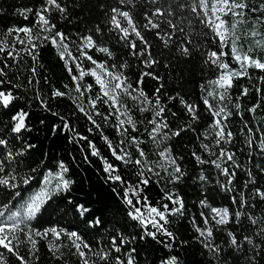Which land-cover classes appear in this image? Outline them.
Wrapping results in <instances>:
<instances>
[{
	"label": "trees",
	"instance_id": "obj_1",
	"mask_svg": "<svg viewBox=\"0 0 264 264\" xmlns=\"http://www.w3.org/2000/svg\"><path fill=\"white\" fill-rule=\"evenodd\" d=\"M69 8L68 19H61L58 13L53 12L51 22L56 25L54 31H62L69 40L68 45L72 55L78 56L77 51L80 45V37L92 34L99 46H106L113 53L109 57L106 53L100 52L96 47L86 49L87 55L91 56L97 63H106L108 66L115 64L117 70L123 62L128 63V67L123 69L128 81L133 87H139L153 104L159 95L161 106L165 109L162 114L163 119L167 122L168 128L164 131L169 135L165 141L175 157H183L178 160L186 172L185 178L177 183H171L164 173L163 169L157 168L161 175H150L149 185L141 192V197L147 196L153 206L160 207L168 204L173 207L170 201L165 199L166 194L172 193L180 197L185 205L182 214H175L168 217L167 229L175 236L170 240L164 235H157L154 240L151 237L140 239L142 229L137 221L128 216L129 206L124 203L123 191L124 185L119 182L113 183L107 179L104 172V163L101 157L107 158L119 168V174L128 184L137 182L136 169L131 165H124L115 161L104 140L107 137L113 145H119L123 138L129 141L130 137H137L141 143L140 148L144 150L149 161L158 159L157 152L159 147L152 141L149 133L152 125L149 121L153 117V112L140 111L137 105L131 99L126 98V103L130 109V115L136 123V130L131 126L128 128L127 135L121 137L116 128L114 116H109V107L101 101H97L96 109L93 111L88 104L89 98H94L99 93V85L90 75H85L80 81L82 86L91 85V91L85 92L80 96L75 92L76 81L72 79L76 72L72 68V63L68 60L61 59L57 48L51 42H44L38 48L37 56V79L39 84L33 82V86L27 85L29 75L27 68L32 64L30 57H25V62L19 66L18 78L14 76L17 69H9V77L12 84H21V88H13L11 84L5 83L0 86V90L13 91L14 95L20 97L14 101L9 109L0 108V135L5 134L4 129L10 123V116L16 110L23 107L29 112L30 116L26 121L31 128L30 132H24L16 140L12 139L10 132L7 139L10 141V149L20 150L24 143L34 144L36 147L29 150L21 162L14 164L12 168L17 175V182L20 184L18 191L23 199L17 198L13 201V191L0 187V204L9 202L15 203L18 208L20 204L26 202L35 192L39 191L42 186L44 175L51 169L57 170L59 162L63 161L69 171L66 178L71 179L74 183L69 191L58 192L51 197L41 207V211L30 221L29 226L36 231H43L50 227L64 228L67 230H76L82 239L91 245L93 249L108 248L112 237L123 235L125 237H135L133 243L123 246L121 253L113 252L109 264L120 256L126 261V253L130 248H135V264H162L163 261L170 257H176L180 264H245L244 259H237L242 256L243 252L251 248L245 245L241 253H235L228 244L227 232L233 231L241 238L243 235H252L256 243L264 241V237L255 236V229L247 220L241 218V224L236 225L234 220L227 225H216L209 217V224L203 223L200 213L209 215L207 208H202L199 201L206 200L212 207H227L231 213L240 210L239 201L241 197L254 207H246V212L252 213L257 219L264 217V200L255 195V189L259 188L264 191V154L258 149L260 135L264 133V72L250 68L248 76L234 80V86L230 89L231 102L228 104L232 115L227 120V130L233 133L232 141L229 144H221L217 147L214 143V137L209 135L205 138L208 125L212 122V117L205 111V106L201 100V85L217 77L218 70L204 63V53L208 51H219L216 40L212 38V33L200 25L195 18L189 23L185 21L188 28L191 29L196 43L200 46L193 58H179L178 52L170 54V49H163L159 40L155 39L152 33H147L148 39L152 41L153 50L156 59L160 60L159 64L152 68H146L141 60L129 54V50L118 43L115 35L108 32V26L105 21L104 6H115L117 0H62ZM264 3V0H250V6H258ZM42 0H0V31L7 30L11 27H24L36 29L37 17L36 12L41 8ZM87 5V7H84ZM133 10L139 14L144 10L143 0H136L132 6ZM17 9H32L27 14V19L16 13ZM244 25L238 28L243 32L251 28L257 19H264V13H253L245 9ZM225 19L231 22L232 17ZM142 23V18L140 20ZM100 24L102 34H95V27ZM258 31L264 32V23L257 25ZM21 35H23L21 33ZM264 43V41H262ZM252 44L251 39L243 38L240 45L244 50ZM229 51V49H225ZM260 58H264V49L257 48L256 53ZM233 68L237 65L232 63L231 55L226 57ZM67 61V62H66ZM84 69L94 67L90 61L83 59ZM167 65V67H165ZM71 68V73L69 72ZM150 72L152 75H145L142 78L141 73ZM158 77L153 78V77ZM250 77V79H249ZM244 87L249 88V94L240 96ZM39 89L46 98H51L54 90L66 93L65 97L50 99L54 111L59 112L69 120L74 127V131L58 130L52 132L54 124H61L58 117L43 111L38 102L33 99L36 89ZM260 91L257 92L256 89ZM160 89V93H157ZM170 97H175L171 99ZM183 98L188 103L197 106L199 119L193 121L185 106L181 103ZM239 98V99H237ZM76 100V104L73 101ZM240 104L239 114L235 104ZM77 104H81L86 111L92 115L95 120L93 124L87 117L80 113ZM253 105H258L255 113L249 112L248 109ZM99 112V115L96 114ZM108 116L105 120L104 117ZM43 119L45 122L40 123ZM247 123L253 130V139L255 143L250 149L247 145L248 133L245 128ZM189 126H191L190 130ZM185 129L179 136H172L173 132ZM91 129V131H89ZM226 130V131H227ZM85 136L87 140L79 139ZM89 141L95 144L100 152V156H92ZM203 144H209L210 150L205 151ZM235 154L236 163L240 167H235L229 161H217L222 167H227L229 172H235L231 184H228V176L222 174L211 161L217 159L220 148ZM133 158L138 153L135 146L129 147ZM196 153L205 161L200 164L195 160L192 153ZM251 153V154H250ZM87 157V159H85ZM251 172L254 183H249L248 172ZM203 173L206 180H198L199 175ZM31 176L29 185H23L22 178ZM247 184V187H245ZM224 185L231 191L222 188ZM115 189V191H113ZM131 195V193H130ZM233 197L236 198L237 204H233ZM71 202V204L69 203ZM135 203V199H134ZM83 204L92 209L91 213L83 218H78L71 209L77 205ZM68 210L65 214V210ZM100 218L99 225H92V221ZM195 221V222H194ZM199 227L204 229L210 227L213 230L211 238L205 239L196 231ZM57 243H62L65 247L55 253L49 250V240L37 237V251L34 256L27 253V246L21 245L19 252L24 257L27 264H81L80 258L74 255V249L68 246V241L62 239ZM171 243L172 247L167 248L165 245ZM206 243L217 247L220 251L214 252L211 247H206ZM119 244V240H117ZM264 248V244H262ZM6 252V250H4ZM251 254V253H249ZM8 264H20L16 256L7 254ZM256 264H264V251L256 257Z\"/></svg>",
	"mask_w": 264,
	"mask_h": 264
},
{
	"label": "snow or ice",
	"instance_id": "obj_2",
	"mask_svg": "<svg viewBox=\"0 0 264 264\" xmlns=\"http://www.w3.org/2000/svg\"><path fill=\"white\" fill-rule=\"evenodd\" d=\"M136 0H117L115 6H104L105 21L108 26V32L113 33L123 47L129 50V54L141 60V63L146 68H152L154 65L159 64L161 61L155 57L157 53L154 52L153 44L147 37V33H152L155 39L159 40L163 49H170L171 53L178 52L179 58H193L199 45L196 43L191 29L187 27L185 21L189 23L193 18L202 25L205 29L212 33V38L217 41L219 51H208L204 53V63L211 65L218 70V75L215 79L207 81L201 87V100L205 106V111L212 117V122L208 125L205 133V138L209 135L214 137V143L217 147L221 144H229L232 141L233 133L227 130V120L232 115L228 104L231 102L230 89L234 86V80L241 77L248 76L250 68L257 69L264 72V58H260L256 53V49H264V32L258 31L257 25L264 23V19H257L251 28L243 32V38L251 39L252 44L246 50L240 45L242 39L241 33L238 28L246 23L245 9H249L253 13H264V3H259L258 6H250V0H143L144 10L137 14L132 6ZM87 7V5H84ZM3 10L0 9V12ZM32 12V9H17L16 13L27 19V14ZM58 13L61 19L67 20L69 8L62 0H42L41 8L36 12L37 24L36 29L24 27H11L7 30L0 31V86L5 83L11 84L13 88H21V84H12L9 77V69L16 68L15 77L19 76V66L25 62V57H30L32 64L27 68L29 73L27 77V85L33 86V82L39 84L37 79V56L38 48L44 42H51L57 48L61 59H65L67 55L68 60L75 64L78 75H73L72 79L76 81L75 92L78 94L77 100L80 96H84L85 92L91 91V85L82 86L80 81L85 75H90L95 79L99 85V93L94 98H89V107L95 111L97 101H101L110 109L109 116H114L116 120V128L121 137L127 135L128 128L131 126L136 130V123L130 115V109L126 103V98L131 99L137 105L139 110L153 112V117L149 121L153 127L149 133L150 138L159 147L157 152L158 159L156 161H149L146 153L140 148L141 141L137 137H130L129 141L121 139L119 145H113L107 137L104 140L111 152L115 161L121 162L124 165H131L136 169L137 182L128 184L119 174V168L110 163L107 158L101 157L104 163V172L107 179L113 183L119 182L124 185L123 199L124 203L129 206L128 216L137 221L142 229L140 239L151 237L156 239L157 235H164L170 240H174L175 236L167 229L168 217L175 214H182L185 205L183 200L172 193H168L165 199L170 201L173 207L163 204L162 209L153 206L148 200L147 196L141 197V192L150 183V175L160 176V171L156 169H163L164 173L171 183L182 181L186 172L182 168L178 160L183 157H175L172 154L171 148L165 144L169 139V135L164 131L168 128L167 122L163 119L162 114L165 109L161 106L159 95L153 104L152 100L145 95L139 87H133L128 81L127 76L124 74L123 69L129 65L125 61L120 64L119 69L115 64L108 66L106 63H97L91 56L87 55L86 49L96 47L98 51L106 53L109 57L113 53L106 46H99L93 35L81 36L80 45L77 49L78 56L72 55L71 49L68 45L69 38L62 31H54L56 25L51 22L52 13ZM231 16L232 20L225 19ZM142 18V23L140 22ZM100 24L95 27V34H102ZM21 33L23 35H21ZM229 49V51H225ZM231 55L232 63L237 67L233 68L228 62L226 57ZM83 59H87L94 67L87 70L82 68ZM67 62V61H66ZM167 67V65H165ZM69 67V72L71 73ZM145 75H152L150 72L141 73V81ZM157 78L158 77H153ZM250 79V77H249ZM264 81V77L260 78ZM260 91L259 88L256 89ZM160 93V89H157ZM249 94V88L244 87L240 96ZM66 93L54 90L51 98H46L42 95L41 91L37 88L33 99L38 102V106L45 112L60 119L61 124H54L52 132L58 130L74 131V127L70 124L69 120L59 112L53 110L50 99L65 97ZM174 99L175 97H170ZM20 97L14 95L13 91L0 90V108L9 109L14 101L19 100ZM239 99V98H237ZM76 104V100L73 101ZM181 103L185 106L193 121L198 120L199 114L197 106L188 103L181 98ZM258 105H253L248 109L249 112L255 113ZM80 113H83L88 120L95 124L92 115L86 111L81 105L77 104ZM235 108L239 114L240 104L236 103ZM99 115V112H96ZM29 112L21 107L10 116V123L5 127L3 135H0V187L11 189L13 191V201L17 198L23 199L21 193L18 191L20 184L17 182L18 178L15 170L12 168L14 164L21 162V157L29 150L36 146L31 143H24L20 150L10 149V141L7 139L9 132L13 140L18 139L24 132H30L28 121ZM105 120L108 116L104 117ZM45 121L40 120L43 124ZM190 130L191 126H189ZM248 138L247 145L251 149L255 143L253 139V130L245 123ZM185 129L173 132L172 136H179ZM227 130V131H226ZM91 131V129H89ZM79 139L87 140L85 136H80ZM135 146L138 153L136 158H133L132 152L128 150L129 147ZM92 156H100L99 150L95 144L89 141ZM205 151L210 150L209 144H203ZM258 149L261 154H264V133L260 135ZM251 154V153H250ZM193 157L200 164L205 163L203 159L195 152L192 153ZM87 159V157H85ZM217 161H229L235 167H240L235 160V154L227 151L225 148H220L217 159L211 161L217 169H220L222 174L228 176V184H231L235 172H229L227 167H222L221 163ZM69 169L63 161L57 165V170H49L43 177L42 186L39 191L35 192L26 202L20 204L17 208L15 203L9 202L0 204V264H8L7 254H12L17 257L20 264H27L24 257L20 255L19 249L21 245L27 246V253L34 256L37 248V237L49 240V250L52 252L59 251L60 248L65 247L62 243H57L62 239L68 241V246L74 249V255L80 258L81 264H109L111 254L121 253L123 246L134 242L135 237H125L122 234L118 237H112L110 246L108 248L93 249L91 245L86 243L76 230H67L64 228L50 227L43 231L33 230L29 224L30 221L41 211L42 205L51 199L53 195L58 192L69 191L73 180L66 178ZM249 183L255 181L251 179V172H248ZM32 177L26 176L22 178L23 185H29ZM198 180L203 182L206 177L201 173ZM247 187V184H245ZM227 191L230 188L222 185ZM115 191V189H113ZM131 193V195H130ZM255 195L261 200H264V191L259 188L255 189ZM135 199V203H134ZM71 204V202H69ZM202 208H207L209 215H205L202 211L200 213L203 223L209 224V217L216 225H227L234 220L236 225L241 224V218L245 217L255 229V236L264 237V217L257 219L252 213L246 212L243 209L246 207H254L249 205L246 200L241 197L239 201L240 210L231 213L227 207L218 208L210 206L206 200L199 201ZM233 204H237V200L233 197ZM73 211L78 218H83L91 213L92 209L83 204L75 205ZM68 210H65L67 214ZM100 218L96 217L91 223L93 226L100 224ZM195 222V221H194ZM201 237L211 238L213 230L210 227L201 229L196 228ZM228 244L235 253H241L245 245H250L251 248L246 249L242 256L237 259H244L245 264H256V257L261 251H264L261 243H256L252 235H243L238 238V235L233 231L227 232ZM119 240V244H117ZM171 248V243L165 245ZM206 247H211L214 252L220 251L217 247L206 243ZM6 250V252L4 251ZM135 248H130L125 254V259L116 256L111 264H135ZM251 253V254H249ZM162 264H180L176 257H170L162 262Z\"/></svg>",
	"mask_w": 264,
	"mask_h": 264
},
{
	"label": "rangeland",
	"instance_id": "obj_3",
	"mask_svg": "<svg viewBox=\"0 0 264 264\" xmlns=\"http://www.w3.org/2000/svg\"><path fill=\"white\" fill-rule=\"evenodd\" d=\"M72 63V62H71ZM82 68L84 69V65H83V63H82ZM72 68L74 69V71L76 72V75H78L79 73H78V71H77V69H76V66H75V64L74 63H72Z\"/></svg>",
	"mask_w": 264,
	"mask_h": 264
}]
</instances>
